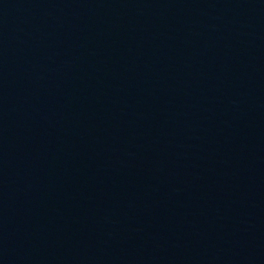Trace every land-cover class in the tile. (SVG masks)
Segmentation results:
<instances>
[{
	"label": "water",
	"instance_id": "95a60500",
	"mask_svg": "<svg viewBox=\"0 0 264 264\" xmlns=\"http://www.w3.org/2000/svg\"><path fill=\"white\" fill-rule=\"evenodd\" d=\"M0 264H264V0H0Z\"/></svg>",
	"mask_w": 264,
	"mask_h": 264
}]
</instances>
